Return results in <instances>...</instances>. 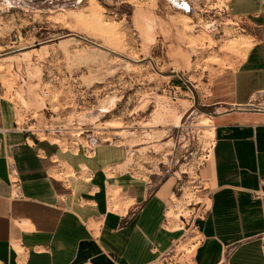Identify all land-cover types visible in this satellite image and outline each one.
I'll use <instances>...</instances> for the list:
<instances>
[{
	"label": "rangeland",
	"instance_id": "374dc122",
	"mask_svg": "<svg viewBox=\"0 0 264 264\" xmlns=\"http://www.w3.org/2000/svg\"><path fill=\"white\" fill-rule=\"evenodd\" d=\"M229 2L0 0V99L11 117L67 171L107 161L169 188V220L188 234L172 264L188 263L209 204L211 88L260 31Z\"/></svg>",
	"mask_w": 264,
	"mask_h": 264
},
{
	"label": "crops",
	"instance_id": "0c3cea01",
	"mask_svg": "<svg viewBox=\"0 0 264 264\" xmlns=\"http://www.w3.org/2000/svg\"><path fill=\"white\" fill-rule=\"evenodd\" d=\"M227 8L260 31L211 88V190L187 264H264V0ZM26 132L0 99V264H172L188 234L169 220V188L107 161L67 171Z\"/></svg>",
	"mask_w": 264,
	"mask_h": 264
},
{
	"label": "bare ground",
	"instance_id": "6f19581e",
	"mask_svg": "<svg viewBox=\"0 0 264 264\" xmlns=\"http://www.w3.org/2000/svg\"><path fill=\"white\" fill-rule=\"evenodd\" d=\"M185 6L187 7V8H189V4L188 3H186L185 2ZM250 43V42H249ZM240 45H241V43H240ZM235 47V46H234ZM233 47V48H234ZM252 47V44H246L245 46H244V50H243V58H242V60L245 58V56L247 55V52L249 51V49ZM232 48V49H233ZM235 50V49H234ZM228 51V50H227ZM207 125V124H206Z\"/></svg>",
	"mask_w": 264,
	"mask_h": 264
},
{
	"label": "built area",
	"instance_id": "2783aa9c",
	"mask_svg": "<svg viewBox=\"0 0 264 264\" xmlns=\"http://www.w3.org/2000/svg\"><path fill=\"white\" fill-rule=\"evenodd\" d=\"M254 108H256V107H254Z\"/></svg>",
	"mask_w": 264,
	"mask_h": 264
}]
</instances>
